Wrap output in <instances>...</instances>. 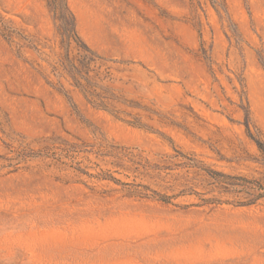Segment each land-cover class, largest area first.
<instances>
[{"label": "rangeland", "instance_id": "rangeland-1", "mask_svg": "<svg viewBox=\"0 0 264 264\" xmlns=\"http://www.w3.org/2000/svg\"><path fill=\"white\" fill-rule=\"evenodd\" d=\"M0 264H264V0H0Z\"/></svg>", "mask_w": 264, "mask_h": 264}]
</instances>
